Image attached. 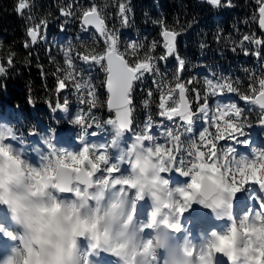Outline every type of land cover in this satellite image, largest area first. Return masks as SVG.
Listing matches in <instances>:
<instances>
[{
	"label": "clouds",
	"instance_id": "clouds-1",
	"mask_svg": "<svg viewBox=\"0 0 264 264\" xmlns=\"http://www.w3.org/2000/svg\"><path fill=\"white\" fill-rule=\"evenodd\" d=\"M113 133L114 137L123 134L116 129ZM9 140L7 134L0 138V206L7 210L17 230L0 226V231L14 241L0 264H93L90 255L100 251L118 258L120 264H200L199 249L216 243L217 237L223 238V255L230 264H251L250 238L240 223H233L232 197L223 182L204 179L193 202L230 223L223 233L213 230L206 240L194 245L186 238L174 239L176 231L169 225L179 223V218L172 214L170 206L177 194L169 182H163L166 179L162 166L146 150L129 145L118 155L126 158L131 152L132 158L138 160L137 167L130 168L126 175L136 185L131 189V198L120 192L119 185L113 187L111 183H94L86 191L82 188V195L67 197L61 195V188L70 186L71 173L57 168L51 183L58 187H45L37 181L40 169L26 158L23 148ZM45 163L47 166L49 162ZM145 197L152 208L147 221L138 223L134 203ZM148 224L152 227H145ZM145 229L151 230L150 238L144 237ZM82 240L88 242L87 250L82 248ZM193 247L198 251L189 254Z\"/></svg>",
	"mask_w": 264,
	"mask_h": 264
},
{
	"label": "snow or ice",
	"instance_id": "snow-or-ice-1",
	"mask_svg": "<svg viewBox=\"0 0 264 264\" xmlns=\"http://www.w3.org/2000/svg\"><path fill=\"white\" fill-rule=\"evenodd\" d=\"M205 2L215 8L220 7H232V0H226V3H222V0H205ZM259 3V25L261 29H264V0H258ZM31 5L26 3V0H19L18 10H23L29 8ZM70 8V6H69ZM130 9L123 3L120 4V14L127 23L126 12ZM61 14L68 16L71 15V11L61 10ZM83 25H92L95 27L96 31L99 32L105 38V49L99 53H93L92 55H84L82 59L85 62L91 61L93 65H98L102 68L107 75V90L109 93L108 107L115 111L116 118L114 120H109L107 123L112 126L113 129L120 130L123 133L127 132L132 124L131 114H132V99L131 94L133 91L134 82L140 80L146 73H151L154 70V64L151 63L152 57L146 56L144 60H137L134 64L130 63L126 58L125 54L120 52L118 49V37L114 34H108L104 26V20L96 6H92L88 10H84L81 16ZM41 23H44L43 21ZM39 25L35 27H29L27 29V36L31 38L32 44L37 42V30ZM164 38V48L166 49V55L161 56L160 59H166L167 56H171L176 53L177 50V37L179 35L175 30H165L162 32ZM245 41H250L251 43L259 46L264 44V40L257 39L245 35L243 37ZM29 45L26 43L25 47ZM130 47L135 51L138 47L142 45L132 44ZM156 47L155 43L152 45L154 49ZM247 54V53H245ZM255 55L259 56L260 53L256 52ZM65 63L69 68H74L70 59L67 58V53ZM179 60V57L177 56ZM11 64V60H9ZM180 68L184 66L182 60L179 61ZM6 68L0 66V74H5ZM72 78V72H68L64 79ZM179 81V77L176 78ZM206 84L210 90L211 95H216L217 91L223 92L227 90L228 92H237L238 89L233 86L232 82L225 79L223 82L214 83L211 80L206 81ZM65 87L64 80L58 79L57 92L59 93L61 89ZM83 87H91L90 84L85 82L84 84L76 83V89L80 90ZM176 89L179 90V100H173L174 106L166 108V101L171 98L172 92ZM252 92L255 98L248 95H242L241 98L249 101L253 105H258L262 113V118L260 120L261 125H264V78L259 79V91L252 88ZM90 97L93 99L89 100L88 103L92 107L96 106L95 100V90L91 89L88 92ZM151 95V93H149ZM67 101H65V104ZM147 104V101H145ZM55 108L57 110L64 109L67 111L64 105L57 103ZM159 108L160 116L166 117L169 121L173 117H179L187 127V131H192V125L194 123V115L189 110V101L186 99V86L184 83L177 82L175 88L168 89V95H161ZM200 112L205 113L207 116V101L205 100L204 106L199 109ZM231 112L237 118L242 115V110L237 107L236 104L225 105L223 109L219 111V119L224 120L225 116L229 115ZM215 122V117H214ZM74 124L82 125L84 121L78 115L73 121ZM151 125H146V131L143 135H136L135 141L131 143L133 149L139 147L141 150H146L149 156L159 163L161 167V172L164 174L170 172H176L180 176L190 177V182L183 187L175 188V193L177 194L176 199L173 201L172 214L179 218L193 203L195 194L200 190L201 182L204 179H210L217 182H223V185L231 194L233 199L237 192H240L246 186L255 184L258 186L261 192H264V150L258 152V159H252L249 156L237 155L236 149L233 146H229L226 150H218L217 144L213 142L212 139L205 140V133H200V138L202 142L210 145L211 148L208 152H203L198 150V145L193 142L189 145L187 151L188 156L193 157L191 160H186L183 156L178 157L180 152V135L173 134L171 129L168 130L167 136L170 142H173L176 147L166 148L158 143L156 139L147 134V128ZM99 127V125H98ZM86 131V130H85ZM5 134L10 137V143L23 144L24 140L22 136H18L17 132L11 127H5L0 125V138ZM96 133H93L95 135ZM32 135L39 136L47 144V150L40 151L33 147V151L37 152L39 157V163L35 164L40 170L36 172V177L38 183H43L45 187L51 186L53 188L58 187V185L51 183L56 178V169H65L72 174V179L70 186L68 188H61L63 194H73L75 196L82 195V188L84 191L88 189L92 184L103 183L108 185L111 183L113 187L116 185L120 186V192L125 195L128 194L129 189L135 188V183L133 180L129 179L126 175H119V169L121 165L126 164L131 169H135L138 165V160L133 159L131 152L127 154V157L121 155L115 159L110 158L109 149L118 146V138H113L111 145L101 144L93 145L91 148L85 145L82 150L77 153L68 151L66 149L58 147L52 140L48 139L46 133L40 132L38 130L33 131ZM245 127L244 124L234 122L229 119L226 122V128H221L217 125V140L231 139L236 143H242L247 146L249 141L245 138L243 140L240 137H245ZM83 141V136L80 137ZM144 141H150L154 146H145ZM35 143V142H34ZM129 147V146H128ZM127 147V148H128ZM103 150V151H100ZM100 151V154L96 153ZM231 156V159H229ZM49 162L46 166L45 162ZM259 161V163H258ZM55 165L53 167L52 165ZM106 166L104 175H97L101 171L100 165ZM191 165L190 167L188 165ZM259 170V175L257 172ZM116 174V175H114ZM165 184L168 183L167 180L163 181ZM259 200V204L256 208L249 209V211L243 215L239 223L242 225V231L250 238L248 240V248L251 250L253 255L250 257L251 264H264V198H256ZM201 204L204 203L203 200L200 201ZM254 211V215H253ZM132 217L130 216L129 219ZM236 223V220H233ZM147 228H151L152 225H145ZM169 227L176 232L181 230L179 223H172ZM216 243H209L207 248L199 249L200 254L197 259L200 264H213V256L216 253H224L223 238L217 237ZM198 249L193 247L190 253L197 252ZM231 257H229L230 259Z\"/></svg>",
	"mask_w": 264,
	"mask_h": 264
},
{
	"label": "trees",
	"instance_id": "trees-1",
	"mask_svg": "<svg viewBox=\"0 0 264 264\" xmlns=\"http://www.w3.org/2000/svg\"><path fill=\"white\" fill-rule=\"evenodd\" d=\"M69 0H26L31 6L22 14H17L19 0H0V66H7V59L11 60L5 74H0V97L9 105L19 104L21 102H37L41 104L53 98L54 93V71L55 66H62L59 60L49 62L44 56V51L30 46L28 44L27 29L34 27L42 21L54 20L59 25L60 9L67 5ZM112 2L113 0H109ZM143 4L150 5V0H142ZM162 6L166 15V25L168 30L179 29L186 26V18L189 13L198 10L195 0H155ZM257 0H232L233 10L229 7H220L219 11L226 18V29L230 21L239 17L237 24L242 26V30L254 29L255 23L252 16L256 14L258 5ZM208 9V8H207ZM82 12L76 10L73 14L72 30L77 25ZM182 25H180V23ZM235 23L232 24V27ZM29 45V44H28ZM150 54L145 53L140 56L144 59ZM2 87L5 88L2 91ZM41 102V103H40ZM26 105V104H25ZM97 107L101 113L105 112V102L98 100ZM23 108V106H22Z\"/></svg>",
	"mask_w": 264,
	"mask_h": 264
},
{
	"label": "bare ground",
	"instance_id": "bare-ground-1",
	"mask_svg": "<svg viewBox=\"0 0 264 264\" xmlns=\"http://www.w3.org/2000/svg\"><path fill=\"white\" fill-rule=\"evenodd\" d=\"M235 104V102H234V99H232L231 97H228V98H223V100H222V102L220 103V107L221 108H223V106H225V105H231V104ZM216 128L214 127V126H211V131H214ZM194 131L196 130V128L195 129H193ZM207 133V132H206ZM205 133V134H206Z\"/></svg>",
	"mask_w": 264,
	"mask_h": 264
},
{
	"label": "water",
	"instance_id": "water-1",
	"mask_svg": "<svg viewBox=\"0 0 264 264\" xmlns=\"http://www.w3.org/2000/svg\"><path fill=\"white\" fill-rule=\"evenodd\" d=\"M201 1H203V2H205V0H201ZM222 1H225V0H222ZM86 27H92V28H94L95 29V27L94 26H92V25H85ZM262 32L264 33V29H262ZM30 38V37H29ZM30 40H31V38H30ZM163 40H164V38H163ZM31 44H32V42H31ZM107 80V79H106ZM109 94V93H108ZM109 98V97H108ZM107 109H109V110H111V111H114V110H112V109H110L109 107H108V102H107Z\"/></svg>",
	"mask_w": 264,
	"mask_h": 264
}]
</instances>
